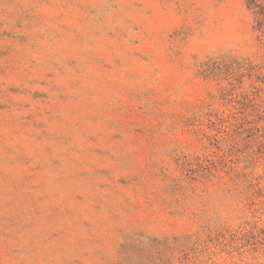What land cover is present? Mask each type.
<instances>
[{"label": "rangeland", "instance_id": "1", "mask_svg": "<svg viewBox=\"0 0 264 264\" xmlns=\"http://www.w3.org/2000/svg\"><path fill=\"white\" fill-rule=\"evenodd\" d=\"M256 3L0 0V264H264Z\"/></svg>", "mask_w": 264, "mask_h": 264}, {"label": "trees", "instance_id": "2", "mask_svg": "<svg viewBox=\"0 0 264 264\" xmlns=\"http://www.w3.org/2000/svg\"><path fill=\"white\" fill-rule=\"evenodd\" d=\"M249 6L254 9L257 6L256 0H248ZM238 60L231 61V60H221L219 63H215L212 66H209L208 68H205L203 71L204 73H208V75H217L222 77V79H225V75L228 78H235L237 75L240 76V81H243V78L245 76L250 77V79L256 77L257 81H260L264 83V77L260 76H254L253 73L256 72L255 67H253L249 63H240L237 62ZM257 68V67H256ZM241 71H244L245 73H240ZM237 74V75H236ZM250 102V98H247ZM257 115L264 120V109H259Z\"/></svg>", "mask_w": 264, "mask_h": 264}]
</instances>
